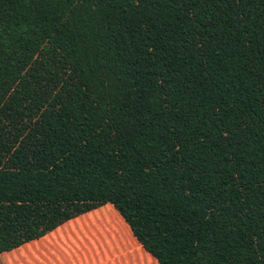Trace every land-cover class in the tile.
Listing matches in <instances>:
<instances>
[{
    "label": "trees",
    "instance_id": "16d2710c",
    "mask_svg": "<svg viewBox=\"0 0 264 264\" xmlns=\"http://www.w3.org/2000/svg\"><path fill=\"white\" fill-rule=\"evenodd\" d=\"M105 204L158 264H264V0H0V253Z\"/></svg>",
    "mask_w": 264,
    "mask_h": 264
},
{
    "label": "crops",
    "instance_id": "0c3cea01",
    "mask_svg": "<svg viewBox=\"0 0 264 264\" xmlns=\"http://www.w3.org/2000/svg\"><path fill=\"white\" fill-rule=\"evenodd\" d=\"M0 264H158L105 204L0 253Z\"/></svg>",
    "mask_w": 264,
    "mask_h": 264
}]
</instances>
